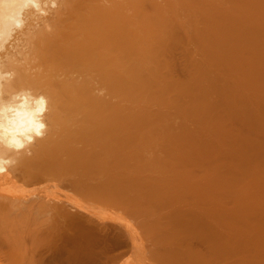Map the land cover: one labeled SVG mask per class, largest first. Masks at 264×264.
<instances>
[{"label": "bare ground", "instance_id": "1", "mask_svg": "<svg viewBox=\"0 0 264 264\" xmlns=\"http://www.w3.org/2000/svg\"><path fill=\"white\" fill-rule=\"evenodd\" d=\"M0 264H264V0H0Z\"/></svg>", "mask_w": 264, "mask_h": 264}, {"label": "clouds", "instance_id": "2", "mask_svg": "<svg viewBox=\"0 0 264 264\" xmlns=\"http://www.w3.org/2000/svg\"><path fill=\"white\" fill-rule=\"evenodd\" d=\"M48 101L30 90H21L8 99L0 92V147L21 151L44 136Z\"/></svg>", "mask_w": 264, "mask_h": 264}]
</instances>
